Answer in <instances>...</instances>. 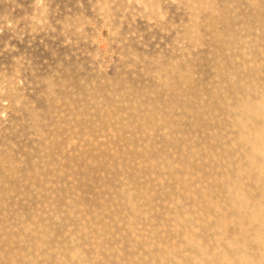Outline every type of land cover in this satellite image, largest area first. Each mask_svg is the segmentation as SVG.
Here are the masks:
<instances>
[{
    "label": "rangeland",
    "instance_id": "374dc122",
    "mask_svg": "<svg viewBox=\"0 0 264 264\" xmlns=\"http://www.w3.org/2000/svg\"><path fill=\"white\" fill-rule=\"evenodd\" d=\"M0 264H264V0H0Z\"/></svg>",
    "mask_w": 264,
    "mask_h": 264
}]
</instances>
